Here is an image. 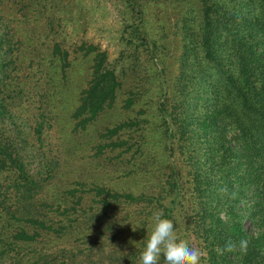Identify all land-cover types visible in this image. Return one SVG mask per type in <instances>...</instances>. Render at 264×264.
<instances>
[{
  "label": "trees",
  "instance_id": "1",
  "mask_svg": "<svg viewBox=\"0 0 264 264\" xmlns=\"http://www.w3.org/2000/svg\"><path fill=\"white\" fill-rule=\"evenodd\" d=\"M0 1V51L9 38L16 39L18 50L30 47L32 53L42 36L44 41L50 39L54 23L50 11L54 10L55 0ZM195 1L197 9L191 13ZM126 2L132 14L142 15L138 0ZM186 3L177 75L172 85L163 77L159 81L161 96L155 109L160 121L155 144H150L144 133L134 141L123 137L140 125L135 120L107 127L100 134L104 140L97 144V152L107 149L123 154L136 146L140 163L128 170V176L136 178V192L93 187L103 195L96 217H107L120 207L121 216H115L109 225L119 230L131 219L136 229L134 240L140 241L135 245L144 246L147 231L154 225L153 214L162 211L165 218L174 220L179 239L206 253L203 264H264V0ZM17 12L21 17H16ZM16 20L17 24L11 25ZM40 20L44 22L39 24ZM34 23L39 29H32L31 34L28 26ZM145 23L131 25L126 41L134 46V53L139 48L153 59L159 45ZM150 43L154 51L149 49ZM52 47V55L61 52L58 42ZM92 50L90 46L87 52ZM18 54L0 52V72L8 65L6 61L14 62ZM66 57L65 52L64 66ZM105 60V52L95 54L91 77L72 114L82 126L112 106L121 86L115 70ZM22 90V82L0 80L1 116L10 114L4 100L8 93ZM133 101L127 98L126 107ZM34 116L37 122L33 129L41 141L46 119L41 112ZM2 129L4 126L0 127V218L6 216L22 226L11 235L12 241L0 236V264L19 243L29 247L26 254L19 251L10 256L19 264H39L43 259L46 263V246L51 241L48 237L46 246L39 247V243L58 229L67 230L72 219H62L59 225L53 219L51 208H61L62 203L56 204L59 201L55 195L46 197L49 182L29 171L12 143L3 139ZM156 146L159 154L155 153ZM51 176L48 171L47 180ZM64 208L67 212L72 207ZM241 240L248 241L246 252L240 251ZM229 241L236 250L218 254L217 246L224 248ZM29 251L31 255H27ZM136 255L131 251L130 259L125 261L134 263ZM63 259L58 264H70L67 257ZM163 260L162 256L160 264Z\"/></svg>",
  "mask_w": 264,
  "mask_h": 264
},
{
  "label": "rangeland",
  "instance_id": "2",
  "mask_svg": "<svg viewBox=\"0 0 264 264\" xmlns=\"http://www.w3.org/2000/svg\"><path fill=\"white\" fill-rule=\"evenodd\" d=\"M186 1L138 0L143 11L137 17L130 11L126 0H55L54 10L50 11L53 12L51 33L54 40L50 36L44 41L42 36L35 42L33 53L30 47L18 50L15 38H9V42L3 45L2 54L5 51L9 55L19 52V58H14L11 63L6 61L8 65L0 72V80L23 83L22 92H10L4 99L10 114L0 115V127L4 126L3 139L12 143L14 151L25 160L30 172L39 173L38 178L49 182L46 197L55 195L59 201L56 204L62 203L61 208L57 205L51 208L57 224L62 219H72L67 230L58 229L42 238L46 240L39 243V247L46 246L44 242L48 237L51 243L46 246L49 248L46 263L43 259L39 264H58L65 257L70 264H141V252L146 244L138 245L142 251L135 245L140 241L134 240L131 219L119 230L109 225L115 216H121L120 207L107 217L97 218L103 195L98 194L97 189L93 190L98 185L112 192H136V178L128 176V170L136 169L134 165L140 163L139 152L134 146L123 154L107 149L100 153L97 152V144L104 140L100 134L105 128L130 120L138 121L140 125L127 131L124 138L134 141L140 134H146L150 144H155L160 121L155 109L161 96L159 81L163 77L168 85H172L177 75L183 34L182 13L187 6ZM2 3L0 1V5ZM195 4L191 13L197 9L196 1ZM15 15L19 18L21 12ZM140 21L146 22L148 31L159 45L153 59L147 51L139 48L134 53L136 49L126 41L130 26ZM43 22L40 20L38 23ZM15 24L17 20L11 23ZM35 25L28 26V31L34 29L37 32L39 28H34ZM21 33L26 34L23 30ZM54 42H58L61 52L52 55ZM90 46L94 50L89 53ZM149 49L154 51L151 43ZM65 52L64 66L62 56ZM97 52L106 53L105 64L115 70L121 86L112 106L82 126L72 114L79 105L82 89L91 77V66ZM127 98L134 99L130 107H126ZM36 112L43 113L46 119L41 141L33 129L34 122H37ZM155 150V153L161 152L157 146ZM48 171L52 176L47 180ZM67 191H71V195ZM63 205L72 208L65 212ZM21 226L6 216L0 218L1 238L12 241L11 235ZM151 230L152 227L147 231V239ZM28 250L26 244L19 243L16 251L8 252L4 264H19L10 256L19 251L26 254ZM131 251H136V259L134 263H127L125 260L130 259Z\"/></svg>",
  "mask_w": 264,
  "mask_h": 264
},
{
  "label": "clouds",
  "instance_id": "3",
  "mask_svg": "<svg viewBox=\"0 0 264 264\" xmlns=\"http://www.w3.org/2000/svg\"><path fill=\"white\" fill-rule=\"evenodd\" d=\"M153 221L146 247L141 252V264H160L162 256L163 264H203L206 253L198 247L190 246L187 240L179 239L173 219L165 218L162 211H157L153 214ZM135 230L133 228V231ZM247 247L248 241L241 240L240 251L246 252ZM235 250L236 245L231 241L224 248H216L217 253L221 255L225 251Z\"/></svg>",
  "mask_w": 264,
  "mask_h": 264
}]
</instances>
